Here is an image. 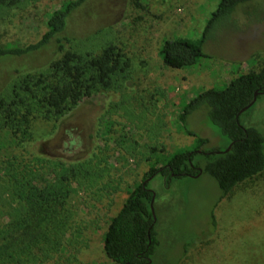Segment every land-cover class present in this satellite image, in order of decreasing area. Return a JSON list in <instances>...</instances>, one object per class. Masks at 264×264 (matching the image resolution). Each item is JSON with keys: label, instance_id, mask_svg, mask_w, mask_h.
Returning a JSON list of instances; mask_svg holds the SVG:
<instances>
[{"label": "rangeland", "instance_id": "obj_1", "mask_svg": "<svg viewBox=\"0 0 264 264\" xmlns=\"http://www.w3.org/2000/svg\"><path fill=\"white\" fill-rule=\"evenodd\" d=\"M67 1L0 6V47L35 43L49 15ZM219 1L87 0L74 12L67 28L75 38L72 49L99 54L113 43L128 66L110 88L61 118L32 114L27 131L13 132L0 122V264H114L105 254L104 236L129 192L151 166L162 167L174 152L194 146L195 138L178 124L183 104L263 66L264 29L256 23L264 17L262 1L239 9L241 25L227 21L210 34L205 51L212 59L185 69L163 62L164 41L200 38ZM59 58L51 51L3 58L0 97L12 101L16 85ZM203 111L191 116V127L209 140V149L223 150L228 139ZM240 122L264 133V96ZM18 181L47 192L59 188L63 200L22 215ZM149 184L160 241L155 264H174L180 257H193L186 264H264V174L239 187L214 218L221 192L210 175L167 185L158 174Z\"/></svg>", "mask_w": 264, "mask_h": 264}, {"label": "trees", "instance_id": "obj_2", "mask_svg": "<svg viewBox=\"0 0 264 264\" xmlns=\"http://www.w3.org/2000/svg\"><path fill=\"white\" fill-rule=\"evenodd\" d=\"M23 1L25 0H0V6L15 7ZM86 1L69 0L54 10L47 19L44 33L35 43L24 47H0V60L42 51L61 55V58L50 63L47 70L37 76L27 75L16 85L12 101L8 102L6 98L0 97V122L3 121L4 129L9 128L13 132L24 128L27 131L29 116L32 114L43 119L61 118L82 100L110 88L114 79L128 66L125 55L113 43L99 54L81 53L72 49L75 38L68 35V24L74 12ZM256 1H262L264 5V0H220L200 38L179 37L164 41L159 52L163 62L173 69H185L194 67L202 59H212L213 54L205 51L210 34L219 30L227 21L241 25L244 20L241 19L239 9ZM243 16L249 21L244 10ZM256 23L262 24L264 29V17ZM256 94L257 101L264 96V62L259 72L241 74L224 89H208L183 104L178 124L182 132L195 138L194 146L174 152L162 167L151 166L143 177V183L129 192L123 207L111 220L104 236L105 254L114 264H155L160 241L157 222L151 209L154 191L150 189V181L146 184L145 181L160 174L168 185L182 177L210 175L221 192L211 214L214 218L215 209L230 201L239 187L264 174V133L255 127L245 128L240 122L241 116L252 110L257 101L238 117L254 101ZM20 107L25 110L22 117H18ZM203 110H207L209 120L221 127L228 139L223 150L218 147L209 149V140L191 127V116L205 112ZM14 128L17 130H13ZM228 147L230 150L225 152ZM15 192L20 195L22 215H34L36 209L44 211L53 204L59 205L64 196L59 188L47 192L33 184L24 185L22 182H19ZM49 241L48 238L45 243H50ZM187 246L184 256H187ZM190 258H177L174 264H186ZM200 261H204V257Z\"/></svg>", "mask_w": 264, "mask_h": 264}, {"label": "water", "instance_id": "obj_3", "mask_svg": "<svg viewBox=\"0 0 264 264\" xmlns=\"http://www.w3.org/2000/svg\"><path fill=\"white\" fill-rule=\"evenodd\" d=\"M256 101H257V94L255 95L254 101H253L250 105H248L247 107H245V108L239 113L238 117H239L243 112H245L246 110H248L249 108H251V107L256 103ZM229 150H230V147H228V149H227L225 152H227V151H229ZM201 173H202V171L200 172V174H201ZM149 181H151V179L145 181V184H146L147 182H149ZM155 198H156V194H155V192H154V193H153V199H152V202H151V209H152V213H153L154 217H155V208H154ZM155 220H156V217H155Z\"/></svg>", "mask_w": 264, "mask_h": 264}]
</instances>
